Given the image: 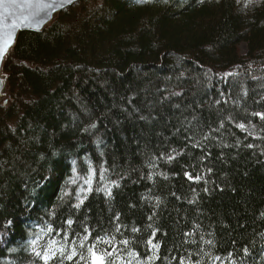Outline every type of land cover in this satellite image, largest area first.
<instances>
[{"label": "trees", "instance_id": "obj_1", "mask_svg": "<svg viewBox=\"0 0 264 264\" xmlns=\"http://www.w3.org/2000/svg\"><path fill=\"white\" fill-rule=\"evenodd\" d=\"M2 72L0 264H264V0H80Z\"/></svg>", "mask_w": 264, "mask_h": 264}, {"label": "water", "instance_id": "obj_2", "mask_svg": "<svg viewBox=\"0 0 264 264\" xmlns=\"http://www.w3.org/2000/svg\"><path fill=\"white\" fill-rule=\"evenodd\" d=\"M78 1L79 0H54V7L47 8L45 5L53 3V0H14V2L13 0H4L7 9H5L4 6H0V17L7 14V20L4 25H0V46L3 45V28L5 25L10 26L11 23L15 21L21 26L17 30H12L9 27V31L12 32V40L7 51L4 53L3 57L0 58V103L6 102L5 90L7 77L2 72L3 64L8 53L15 47L19 34L25 31L41 32L47 25L53 22L65 8ZM16 5L31 6L17 7ZM25 17H27V19H24ZM21 21H23L22 24Z\"/></svg>", "mask_w": 264, "mask_h": 264}, {"label": "snow or ice", "instance_id": "obj_3", "mask_svg": "<svg viewBox=\"0 0 264 264\" xmlns=\"http://www.w3.org/2000/svg\"><path fill=\"white\" fill-rule=\"evenodd\" d=\"M13 2H14V0H13ZM0 6H4L5 9H7V5L4 3V0H0ZM16 6L17 7H23V6L30 7L31 5H16ZM45 7H47V8L54 7V0H53V3H49V4L45 5ZM24 19H27V17H25ZM6 20H7V14H5L3 17H0V25H4ZM22 23H23V21H21V24ZM20 26L21 25L17 24L15 21H13L10 26H8V25L4 26V28H3L4 39H3V45L0 46V58L3 57L4 53L7 51V48L10 46V42L12 40V32L9 31V27L12 30H17ZM260 118L264 119V116H261ZM240 127L243 128V125H241ZM125 243H127V242H125ZM37 255L39 256L40 253H37ZM93 255H95V254L93 253ZM96 259H97V261H99V264H102V258H96ZM94 264H95V262H94Z\"/></svg>", "mask_w": 264, "mask_h": 264}, {"label": "bare ground", "instance_id": "obj_4", "mask_svg": "<svg viewBox=\"0 0 264 264\" xmlns=\"http://www.w3.org/2000/svg\"><path fill=\"white\" fill-rule=\"evenodd\" d=\"M79 1H80V0H79ZM75 3H77V2H75ZM61 14H62V12H61ZM61 14H60V15H61ZM60 15H59V16H60ZM59 16H58V17H59ZM5 93H6V90H5ZM117 240H118V239H117ZM117 243H118V242H117ZM120 243H121V242H120ZM88 246H89V245H88ZM114 247H115V246H114ZM114 247H113V248H114ZM28 248H29V247H28ZM104 249H105V247H104ZM109 249H110V248H109ZM109 249H108V250H109ZM263 249H264V248H263ZM106 250H107V249H106ZM108 250H107V251H108ZM112 250H113V249H112ZM28 251H29V250H28ZM92 251H93V250H92ZM45 252H46V251H45ZM100 252H101V251H100ZM19 253H20V252H19ZM52 253H53V252H52ZM62 253H64V252H62ZM109 253H110V252H109ZM114 253H115V250H114ZM98 254H99V253H98ZM101 254H102V253H101ZM101 254H100V255H101ZM103 254H104V253H103ZM103 254H102V255H103ZM23 255H24V254H23ZM60 255H61V254H60ZM96 255H97V254H96ZM96 255H95V256H96ZM107 255H108V254H107ZM90 256H91V255H90ZM39 257H40V256H39ZM63 257H64V255H63ZM92 257H93V256H92ZM97 257L99 258L100 256H97ZM76 258H77V256H76ZM84 258H85V257H84ZM90 258H91V257H90ZM27 259H28V258H27ZM85 259H86V258H85ZM67 260H68V259H67ZM94 260H96V259H94ZM29 261H30V260H29ZM52 261H53V260H52ZM54 261H55V259H54ZM83 261H84V260H83ZM91 261H92V259H91ZM96 261H97V260H96ZM70 263H71V262H70ZM81 263H82V262H81ZM89 263H90V262H89ZM89 263H88V264H89ZM40 264H41V263H40ZM50 264H51V262H50ZM90 264H91V263H90Z\"/></svg>", "mask_w": 264, "mask_h": 264}, {"label": "rangeland", "instance_id": "obj_5", "mask_svg": "<svg viewBox=\"0 0 264 264\" xmlns=\"http://www.w3.org/2000/svg\"><path fill=\"white\" fill-rule=\"evenodd\" d=\"M74 4H75V3H74ZM74 4H72V5H74ZM72 5H71V6H72ZM69 7H70V6H69ZM67 8H68V7H67ZM67 8H65V9H67ZM65 9H64V10H65ZM64 10H63V11H64ZM63 11H62V13H63ZM57 18H58V17H57ZM57 18H56V19H57ZM56 19H55V20H56ZM55 20H54V21H55ZM54 21H53V22H54ZM53 22H51L50 24H52ZM50 24H49V25H50ZM47 26H48V25H47ZM47 26H46V27H47ZM46 27H45V28H46ZM45 28H44V29H45ZM239 50H240L241 53H243V54L245 53V45H244L243 43L240 44V46H239ZM9 53H10V52H9ZM9 53H8V54H9ZM4 62H5V61H4ZM3 65H4V64H3ZM5 76H6V75H5ZM6 77H7V76H6ZM6 83H7V82H6Z\"/></svg>", "mask_w": 264, "mask_h": 264}]
</instances>
